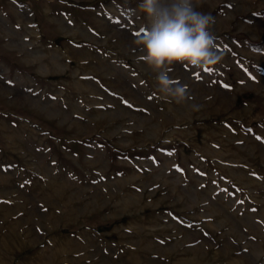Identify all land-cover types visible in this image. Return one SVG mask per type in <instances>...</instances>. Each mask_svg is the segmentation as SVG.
Instances as JSON below:
<instances>
[{"label":"rangeland","instance_id":"obj_1","mask_svg":"<svg viewBox=\"0 0 264 264\" xmlns=\"http://www.w3.org/2000/svg\"><path fill=\"white\" fill-rule=\"evenodd\" d=\"M138 4L0 0V264H264V0H202L181 103Z\"/></svg>","mask_w":264,"mask_h":264},{"label":"clouds","instance_id":"obj_2","mask_svg":"<svg viewBox=\"0 0 264 264\" xmlns=\"http://www.w3.org/2000/svg\"><path fill=\"white\" fill-rule=\"evenodd\" d=\"M202 0H139V10L150 28L134 44L144 49V61L156 74L160 93L176 103L186 99V85L174 82L169 72L175 65L212 70L221 62L210 28L215 20L200 10Z\"/></svg>","mask_w":264,"mask_h":264},{"label":"snow or ice","instance_id":"obj_3","mask_svg":"<svg viewBox=\"0 0 264 264\" xmlns=\"http://www.w3.org/2000/svg\"><path fill=\"white\" fill-rule=\"evenodd\" d=\"M134 35H139V33H134ZM206 72H209L211 70L205 69Z\"/></svg>","mask_w":264,"mask_h":264}]
</instances>
